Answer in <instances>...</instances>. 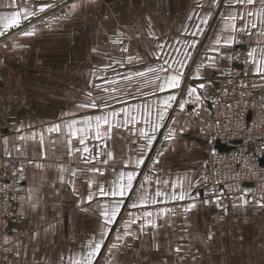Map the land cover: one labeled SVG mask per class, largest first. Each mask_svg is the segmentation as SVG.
Masks as SVG:
<instances>
[{
    "label": "crops",
    "instance_id": "1",
    "mask_svg": "<svg viewBox=\"0 0 264 264\" xmlns=\"http://www.w3.org/2000/svg\"><path fill=\"white\" fill-rule=\"evenodd\" d=\"M74 2L77 0H0V33H3L0 35V156H4L11 167L22 168L27 178L26 197L18 200L16 219L11 224L15 233L5 234L0 230V256L20 252L22 264H68L67 255H72V250L78 249L90 234L101 230L102 207L110 209L114 199H121L97 197L90 204L81 203L89 191L97 190L96 183L92 188L88 187L87 179L92 178L107 189L113 181L120 180V173L135 170L139 174L133 192L123 198L115 223L108 225L111 232L95 264H155L154 257L164 253L167 242L163 243L160 253L153 251L151 230H146L147 234L139 233L142 220L129 229L142 239L126 238L131 247L123 254H115L112 260H109L107 249L115 235L124 230L125 221L131 215L139 217L145 211L156 212L161 208L176 211L174 217L165 218L173 227L162 230L168 233L169 241L196 253L197 259L185 261V264H264V207L253 203L264 196H247L249 204L233 207L228 216L222 214L215 202L202 203L207 200L202 189L206 177L204 159L212 147V140L199 131L195 119L189 114L204 109L219 89L221 76L218 67L230 63L237 51H242L247 59V51L251 48L258 52L264 48V36L259 35L264 31L260 17L247 18L258 25L252 30L251 37L232 33L237 36L238 43L231 48L221 43L220 51L227 52L228 57L220 55L214 66L208 59L218 56L209 47H216L213 37L218 38V33L227 36L231 31L226 30L223 21L227 12L233 9H229L224 0L222 7L211 9L212 17L207 25H200V19L209 11L210 0H95L94 3L82 0L80 7L69 12L68 6ZM42 4L52 7L37 11L35 16L27 19L21 15L19 24L6 26L3 17L22 12L25 7L34 10ZM235 8L240 14L244 13L243 8ZM250 10L255 12L256 8ZM236 23L244 22L237 19ZM198 25L203 28V33L194 36L192 33ZM33 29L35 35H23ZM193 42L198 43L189 49L187 45ZM161 44L162 49L158 47ZM124 48H127L126 52L122 50ZM188 51L194 57L186 62L181 87L161 91L159 86L163 79L171 69L179 67L174 61L184 60ZM165 60L168 64L164 63ZM202 62L204 66L199 68L198 74L203 79H196L197 66ZM239 65L243 68L238 67L236 90H241V83L245 84L242 76H248L249 88L254 92L264 91V81L254 74L251 63ZM162 66L169 68L170 72L160 71ZM149 68L156 72H149ZM140 72L144 75H137ZM200 83L206 85L205 89H198L202 100L187 96V88ZM253 84L256 87H252ZM169 95H176L177 100L172 102L165 119L159 121L158 114ZM93 101L96 108L78 107L81 103ZM184 101L188 103L181 111L178 104ZM124 109H128L140 123L114 127L111 139L106 140L107 149L103 148L101 141L91 138L88 141L92 155L113 153L114 159L107 164L99 162L107 158L103 154L92 164L83 162V157L89 153L69 155L70 147L74 150L83 148V145L77 139H72L70 146L66 143L69 139L66 127L60 134L47 131L54 124L72 119L81 121L111 112L120 113L117 119L122 123ZM149 113L150 119L159 122L161 127L154 134L150 149H146L138 130L141 127L147 129L143 119ZM181 126L185 130L177 133L175 140L165 139L170 130ZM34 135L35 139L32 138ZM162 150L164 155L159 157L158 164H154ZM42 152L46 153V158L42 157ZM141 153L144 164L136 168L134 162ZM37 164L44 165V168H37ZM59 165H63L66 171L60 172ZM92 167H102L104 175L87 172ZM76 169L85 171L71 177L70 172ZM145 176L151 179L145 180ZM60 177H63V183ZM70 179L75 180L79 195L68 183ZM161 180L167 183H159ZM189 181L192 182L191 188H188ZM123 182L126 183V178ZM181 182L189 193L184 201L172 202L169 197H164L166 203L151 204L155 191L178 193L183 190L178 187ZM140 183L147 190L148 204L132 208L130 205L137 201ZM30 188L33 202L40 197V207L35 213L25 202ZM193 202L196 208L186 214L191 227L186 233L180 232L179 228L185 222L182 208ZM21 212L24 214L20 215ZM49 224L55 225V229L44 233L43 229ZM34 229L41 231L39 240L31 239ZM209 231L215 235L205 243ZM61 254H66L64 261L60 260ZM145 255L147 261L143 259Z\"/></svg>",
    "mask_w": 264,
    "mask_h": 264
},
{
    "label": "snow or ice",
    "instance_id": "2",
    "mask_svg": "<svg viewBox=\"0 0 264 264\" xmlns=\"http://www.w3.org/2000/svg\"><path fill=\"white\" fill-rule=\"evenodd\" d=\"M82 0H77V2L72 3L69 5V12H74L78 7L81 6ZM89 3H94L95 0H88ZM224 2L227 3L229 9H233L232 11L227 12V14L224 17V21L226 23V30L230 29V34L227 36H224L221 33H218V38L213 37L214 45L216 47H213L210 45L209 47L212 49V51L217 52L218 56L209 57L208 59L212 62V64L215 66L217 63V60L219 59V56L222 55L225 58L228 57V53L224 52L221 53L220 51V45L223 42L224 47L231 48L233 47L237 41V36L232 35V33L236 34H244L249 37L253 35L254 29L258 27L257 23L252 20L248 21V17H260L261 23L264 24V0H224ZM198 7H201L200 4L197 5ZM222 0H210L209 4V11L205 13L203 17L200 19V25H207L208 21L212 17V11L211 9L214 7H222ZM235 6H239L240 8L244 9V13L240 14L239 10L235 8ZM52 7L50 4H42L37 9L30 10L28 7H25L22 12L17 11L13 12L10 16L3 17V19L6 21V26L11 27L13 25H17L20 22L21 15L24 16V18H30L32 16H35L37 11L43 12L45 9ZM250 8H256V11L250 10ZM239 19L240 21H243L244 23H241L237 25L236 21ZM149 27H151V21L150 18H148ZM200 25L197 26L196 30L192 33L195 35H201L203 33V28L200 27ZM3 33H0L2 35ZM35 30L32 31H25L23 35L25 36H32L35 35ZM259 35L264 36V31L260 32ZM115 42V41H114ZM122 43V41H120ZM198 42H193L192 44H188L187 47L189 49L194 48ZM160 49L163 48V45H158ZM123 51H127V48L122 49ZM192 53L191 51H188L185 53V59L180 61H174L179 65L178 68L171 69V73L167 75L164 79L162 84L159 86V89L161 91L167 90V89H178L181 87L182 79H183V69L187 66V60L190 59ZM131 60L132 58L129 57ZM246 62H250L253 66V72L256 76H258L261 81H264V48H261L259 52L256 48H251L249 51H247V59ZM165 64H168V61H164ZM203 62L197 66V75L194 77L196 79H203V77L199 76V68L203 67ZM149 72H156L155 69L149 68ZM160 71L169 73L170 69L166 67H161ZM137 75L143 76L144 73L140 72L137 73ZM159 79V77H157ZM249 85L241 83L240 87L247 88ZM206 85L204 83H200L197 86L194 87H188L187 88V96L189 97H195L197 101L202 100V97L200 93L198 92V89H205ZM252 87H256L255 84L252 85ZM225 91H228L227 88H225ZM90 95V94H89ZM177 100L176 95H169L167 96L163 101V108L160 110L158 114V120L163 121L165 119V115L168 111V109L171 107L172 102H175ZM188 101H184L183 103H179L178 107L181 111L184 110L185 104H187ZM79 108H96L97 104L93 101L90 103H81L78 105ZM227 108L231 112V119H228V122L225 124L219 120L216 121V131H212V125H209V135H211L212 139L216 138V132H224L226 134H235V135H242L247 136L249 140H252L255 137V129L260 128L262 125H264V114L261 115V121L258 123L256 120H252V124L254 127H249L248 123L245 122V112L247 111V105H244L240 102H238L235 107L233 105H227ZM124 118L123 122L121 123L117 118L120 116V113L118 112H111L107 115H97V116H90L85 118L84 120L77 121L75 119L65 121L63 124H54L51 127L47 129L49 133H56L60 134L62 132L63 128H67L68 132L67 135L69 139L66 141V143L70 146L72 144V139H77L80 145H83V148H75L74 150L70 147L69 148V155L74 154L75 152H81V153H89V155L83 157V162L85 164H92L97 161V157L100 155H105L107 158L103 159L102 161H99L102 164H107L110 159H114L113 153L111 151H108L106 153L97 152L95 155L91 154V149L89 147L88 141L89 139H94L97 141H101L103 148L107 149L109 146L106 143V140L111 139V133L112 129L114 127H120L124 128L128 125H136L140 123V120L137 119L136 116L132 115L131 112L128 111V109H124ZM74 115V114H70ZM150 113L148 117H145L143 119V124L147 125V129L144 127H141L138 132L139 136L142 137L145 141V148L150 149V146L152 145L154 139H155V133L157 130L161 127V124L159 122H153L150 119ZM195 115L199 117L201 114L199 112H196ZM249 119H251V114L249 115ZM200 121L198 120L197 123ZM175 123V121H173ZM205 123H207L205 121ZM104 129V131H101V129ZM184 127L181 126L179 129H173L170 130L168 133V136L165 138L168 141L175 140L177 133H182L184 131ZM261 137V143L264 144V131L260 133ZM35 139V135L32 137ZM23 139V137H21ZM40 140L41 143L43 142V133L40 134ZM7 143V141H5ZM54 143V142H53ZM211 143V141H209ZM261 152H264V148L260 149ZM213 154H215L213 152ZM164 155V151L162 150L160 153L157 154V157L154 159L153 163L158 164L160 162L159 157ZM42 157L46 158V153L42 152ZM129 163H132L130 160ZM135 166L136 168H140L144 164V157L141 153L140 158L135 160ZM37 168H44V165L37 164ZM252 167H255V164L252 165ZM58 170L60 172L66 171V169L63 167V165L58 166ZM21 173L23 172V169H18ZM85 169H76L74 171L70 172L71 177H76L78 172H84ZM87 172L89 173H96L99 175H104V169L102 167H92L88 168ZM138 172L133 170L126 173H120V180L119 181H113L109 187L106 189L103 184L95 182L92 178L87 179L88 187L92 188L93 183H96V192L89 191L87 196L81 200V203H91L94 199L97 197H120L121 199H114L112 202V206L109 209L107 206H103L100 212L101 217L103 218V224L101 227V230L99 233H92L88 237L85 238V240L79 245L78 249L72 250V255H67V261L68 264H95L96 258L99 256L101 249L104 247V242L108 237V234L111 232V229L108 227V225H111L115 223L116 217L119 215L120 210L123 206V198L126 196V194H132L133 192V186L134 181L136 180V177L138 176ZM126 178V183L123 182ZM145 180H150L151 177L145 176ZM60 182L63 183V177H60ZM161 184L167 183V181H158ZM73 186V191L76 192L77 195L79 193L76 191L75 188V180L70 179L68 181ZM179 188L183 189L182 191H179L178 193L176 191L164 192V191H155L154 198L151 200V204L155 205L158 203H166L167 201H164V197H169L170 201H184L186 197L189 196L187 188L184 187L183 182H181L178 185ZM192 187V182H188V188ZM139 193L137 195V201H134L131 203L132 208H136L139 206L146 207L148 204L147 198H146V188L143 183H140L138 185ZM247 192L242 193L240 197L237 199L239 200V204H234V207H246L249 204V200L246 198ZM25 199V198H21ZM25 202L29 205L31 210L35 213L39 210L40 207V197H36V202H33V190L30 188L28 189V196ZM204 204L210 203L208 200L202 201ZM215 203L218 207H222V204L220 203V196L216 197ZM253 203L260 207H264V197H261L259 200H254ZM196 203H190L186 206H183L182 211L184 213L183 219L184 224L180 226L179 231L180 232H188L191 225L187 222V213L191 212L193 209L196 208ZM24 213L21 212L20 215H23ZM176 215L175 209L172 208H161L160 210L153 212V211H145L142 216H135L131 215L130 219H127L125 221L124 230L118 234L115 235V239L110 243V246L107 249L109 260H112L115 258V254H123L125 249H128L131 247V245L126 243V238L132 237L136 240L142 239V236L136 233H133L130 231V227L132 224L137 223L138 220H142L143 223L139 225V233L147 234L146 230H151V239H152V249L156 253H160L161 247L163 246L164 242H167V246L164 247V253L157 255L154 257L155 264H169V261L171 264H185V261H191L194 262L197 259L196 253L192 252L190 249L185 248L182 245L175 244L173 245L171 241L168 239V233L163 232L162 230L165 228H172L173 225L169 223L168 219L165 218H171ZM41 220L44 219L43 216L40 217ZM55 225L49 224L47 229H43L44 233H47L50 230H54ZM214 233L209 231L205 237V243L210 242L213 237ZM41 237V231L40 230H33L32 231V240H39ZM159 237V238H158ZM180 239H184V237H180ZM198 251V249H197ZM66 254H61L60 260L64 261ZM145 261H147L148 257L145 255L143 257Z\"/></svg>",
    "mask_w": 264,
    "mask_h": 264
},
{
    "label": "built area",
    "instance_id": "3",
    "mask_svg": "<svg viewBox=\"0 0 264 264\" xmlns=\"http://www.w3.org/2000/svg\"><path fill=\"white\" fill-rule=\"evenodd\" d=\"M246 63V55L237 51L230 63L217 68L220 76L219 89L213 94L208 105L199 111L196 116L199 131L211 138L212 147L205 158L206 177L202 183V189L208 201L215 202L220 196L221 211L228 215L237 198L242 193L264 196V148L261 143L260 133L264 131V125L255 129V137L249 140L247 136L216 132V138L209 135V125L212 131H216V121L227 123L231 119V112L227 105H235L240 102L247 105L245 122L249 127H254L252 120L258 123L264 114V91L254 92L252 88H239L236 90L239 68L237 65ZM245 84H250L248 76H242ZM225 88L228 91H225ZM251 114V119L249 115ZM205 121L207 123H205ZM233 146L231 150L219 151L215 148L216 141ZM241 140L240 143H235ZM213 152L215 154H213ZM255 164V167L252 165ZM251 183L252 186H246ZM26 197V187L15 168L8 167L0 160V230H11V224L16 219V205L19 199ZM0 264H22L20 252L1 254Z\"/></svg>",
    "mask_w": 264,
    "mask_h": 264
},
{
    "label": "rangeland",
    "instance_id": "4",
    "mask_svg": "<svg viewBox=\"0 0 264 264\" xmlns=\"http://www.w3.org/2000/svg\"><path fill=\"white\" fill-rule=\"evenodd\" d=\"M38 21V20H37ZM65 26V25H64ZM67 26V25H66ZM38 30H36V32H37ZM191 56H193V55H191ZM194 57V56H193ZM191 59H193V58H191ZM64 107H67V108H70L69 106H67V105H65ZM200 110V109H199ZM202 110V109H201ZM196 112H199L198 110H196V111H190L189 112V114H191V116H192V118H194L195 119V122H196V115H195V113ZM238 141H241V140H238ZM217 142V141H216ZM216 144V143H215ZM157 145H159V143H157ZM209 151V150H208ZM205 158H206V155H205ZM0 160H2L8 167H11L8 163H7V161L5 160V158H4V156H0ZM204 163H205V159H204ZM11 168H14V167H11ZM16 171H17V173L19 174V177L21 178V180L24 182V185H25V187L27 188V178L23 175V172L21 173V172H19L17 169H16ZM247 184V183H246ZM247 196H248V198H250V196H256V195H254V194H247ZM257 196H258V194H257ZM238 201L239 200H237L234 204H237L238 203ZM18 203V202H17ZM17 206V205H16ZM233 207H234V205H233ZM230 213H231V211H230ZM229 213V214H230ZM223 214V213H222ZM228 214V215H229ZM224 215V214H223ZM228 215H224V216H228ZM9 232V231H8ZM5 234H13V233H15V230L12 228V230H10V232L9 233H7V232H4ZM2 248V247H1Z\"/></svg>",
    "mask_w": 264,
    "mask_h": 264
},
{
    "label": "water",
    "instance_id": "5",
    "mask_svg": "<svg viewBox=\"0 0 264 264\" xmlns=\"http://www.w3.org/2000/svg\"><path fill=\"white\" fill-rule=\"evenodd\" d=\"M240 68H243L242 65H237ZM241 141H236L235 143H240ZM215 148L219 151H228L231 150L233 148V146H229L226 144L221 143L219 140L216 142ZM246 186H252L251 183H247Z\"/></svg>",
    "mask_w": 264,
    "mask_h": 264
}]
</instances>
